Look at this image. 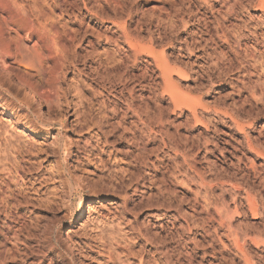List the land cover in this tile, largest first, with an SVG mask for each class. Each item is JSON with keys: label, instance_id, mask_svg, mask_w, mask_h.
I'll list each match as a JSON object with an SVG mask.
<instances>
[{"label": "rangeland", "instance_id": "rangeland-1", "mask_svg": "<svg viewBox=\"0 0 264 264\" xmlns=\"http://www.w3.org/2000/svg\"><path fill=\"white\" fill-rule=\"evenodd\" d=\"M0 25V264H264V0H0Z\"/></svg>", "mask_w": 264, "mask_h": 264}, {"label": "bare ground", "instance_id": "bare-ground-1", "mask_svg": "<svg viewBox=\"0 0 264 264\" xmlns=\"http://www.w3.org/2000/svg\"><path fill=\"white\" fill-rule=\"evenodd\" d=\"M37 4V3H36ZM10 5V4H9ZM27 6V5H26ZM35 6V5H34ZM11 7V6H10ZM23 7V6H22ZM28 9H29V7H28ZM69 10V9H68ZM67 10V11H68ZM12 14V13H11ZM13 15V14H12ZM24 15V14H23ZM26 15V14H25ZM37 19H38V17H37ZM11 20V19H10ZM18 20V19H17ZM53 21V20H52ZM5 22V21H4ZM29 22V21H28ZM32 22V21H31ZM35 22H36V20H35ZM34 22V23H35ZM45 22V21H44ZM38 22H36V24H37ZM39 24V23H38ZM53 24V23H52ZM59 24V23H58ZM2 25V24H1ZM0 25V26H1ZM31 27V26H30ZM40 27V26H39ZM54 27V26H53ZM60 27V26H59ZM6 28V27H5ZM46 28H48V27H46ZM45 28V29H46ZM47 30H49V29H47ZM55 32V31H54ZM57 32V31H56ZM65 32V31H64ZM48 33V32H47ZM51 33V32H50ZM66 34V33H65ZM65 34H63V35H65ZM78 34V33H77ZM49 35V34H48ZM68 35V34H67ZM79 35V34H78ZM83 35V34H82ZM22 37V36H21ZM47 37V36H46ZM66 37V36H65ZM64 37V38H65ZM75 37V36H74ZM100 37V36H99ZM39 38V37H38ZM73 38V37H72ZM106 38V42L108 43L109 41H111V39L109 38V37H105ZM3 39V38H2ZM47 39V38H46ZM49 39H51V37L49 38ZM53 39V38H52ZM75 40V39H74ZM17 41V40H16ZM67 41V40H66ZM89 41V40H88ZM124 48L122 49V52H124V54L126 55V57L128 56V57H133L135 60H138V59H140V60H143V61H145L146 59L145 58H147V45L146 44H144L138 37H135V36H132L131 34H128V33H126L125 35H124ZM48 42L50 43V42H52V41H50V40H48ZM58 42V41H57ZM82 42V41H81ZM30 43V42H29ZM53 44H55V42L53 41L52 42ZM69 43V42H68ZM53 44H51V46H53ZM57 44V43H56ZM70 44V43H69ZM73 44V43H72ZM75 44V43H74ZM76 44H78V43H76ZM88 44V43H87ZM18 45H19V43H18ZM39 45V44H38ZM44 45V44H43ZM50 45V44H49ZM65 45V44H64ZM93 45V44H92ZM92 45H91V47H92ZM41 46V45H40ZM56 46V45H55ZM58 46V45H57ZM19 47V46H18ZM23 47V46H22ZM65 47V46H64ZM55 48V47H54ZM54 48H52L51 47V49H54ZM60 48H61V46H60ZM60 48H58V49H60ZM68 48V47H67ZM72 48V47H71ZM75 48V47H74ZM122 48V47H121ZM18 49V48H17ZM22 49V48H21ZM64 48L62 47V49H60V50H63ZM88 49V48H87ZM26 50V49H25ZM55 50V49H54ZM66 50V49H65ZM89 50V49H88ZM26 51H28V50H26ZM77 51V50H76ZM54 52H56L57 53V55H58V57H59V54L58 53H60L59 51L57 52L56 50L54 51ZM121 52V53H122ZM7 53V52H6ZM21 53V52H20ZM19 53V54H20ZM34 53V52H33ZM50 53V52H49ZM70 53V52H69ZM92 53H95V52H92ZM2 54V53H1ZM74 54V53H73ZM88 54V53H87ZM91 54V53H90ZM89 54V55H90ZM3 55H4V53H3ZM22 55V54H21ZM12 56V55H11ZM42 56V55H41ZM62 56V55H61ZM64 56V55H63ZM62 56V57H63ZM88 56V55H87ZM91 56V55H90ZM89 56V57H90ZM47 57V56H46ZM54 57V56H53ZM77 57V56H76ZM93 57V56H92ZM127 57V58H128ZM61 58V57H60ZM59 58V59H60ZM64 58V57H63ZM63 58H61V60H65L66 61V58L65 59H63ZM42 60V59H41ZM76 60V59H75ZM74 60V61H75ZM79 60V59H78ZM23 61V60H22ZM3 62V61H2ZM62 62V61H61ZM69 62V61H68ZM102 62V61H101ZM53 63V62H52ZM75 63V62H74ZM101 64V63H100ZM55 66V65H54ZM58 66V65H57ZM2 67V66H1ZM0 67V68H1ZM3 67H4V65H3ZM100 67H102L101 65H100ZM7 68V67H6ZM5 68V70H7ZM4 69L2 68V69H0V71H3ZM66 71H67V69H66ZM4 72V71H3ZM3 72H1L2 74V76L0 75V89L2 88V90L0 91V108H2V109H5L6 111L8 110V106L9 105H11V103H9L10 101H15L14 100V98H13V96L14 95H12L11 94V90H10V88H9V86H8V89H5L4 90V87L6 86V85H10V87H11V83H13V82H11V80H12V78L9 76L10 74L8 73V74H4ZM5 73H6V71H5ZM4 74V75H3ZM18 74V73H17ZM7 75V76H6ZM52 75V74H51ZM13 76V75H12ZM9 77V78H8ZM14 77V76H13ZM16 77V76H15ZM10 78H11V80H10ZM9 79V80H8ZM15 81V80H14ZM16 82V81H15ZM21 82V81H20ZM64 82V81H63ZM25 83V82H24ZM14 84V83H13ZM16 84H18L17 82H16ZM17 86V85H16ZM12 87H13V85H12ZM19 88V87H18ZM18 88H17V90H18ZM12 89V88H11ZM15 89L16 88H14L13 87V90L15 91ZM22 89V88H21ZM32 90V89H31ZM13 91V92H14ZM21 91V90H20ZM12 92V93H13ZM25 92V91H24ZM21 94H23V93H21ZM8 97V98H7ZM28 97V96H27ZM7 98V99H6ZM15 98H17V97H15ZM24 98H26V97H24ZM8 99H9V101H8ZM30 99V98H29ZM43 99V98H42ZM46 99V98H45ZM28 100V99H27ZM36 100V99H35ZM34 100V101H35ZM38 100V99H37ZM36 100V101H37ZM26 101V100H25ZM39 101V100H38ZM20 102V101H19ZM18 102V103H19ZM22 102V101H21ZM23 102H24V100H23ZM13 104L12 105H14V107H15V104H14V102H12ZM22 104V103H21ZM37 104H39V106L40 107H43V104L42 103H40V101L37 103ZM16 105H18V104H16ZM23 105V107H22V109H23V112H26L27 114L24 116V118H25V121L27 122L26 124L28 125L26 128H27V130L29 131V132H31V133H37L38 132V130H39V126L37 127V121H40L43 125H45V124H48V122H46L45 120H43V118H42V116H38V117H35V118H33V116L32 117H29L30 115H28L29 114V111H28V109L26 110L25 109V104H22ZM21 105V106H22ZM26 105H28V104H26ZM34 105V104H33ZM11 107V106H10ZM13 107V106H12ZM31 107V106H30ZM32 112V111H31ZM33 113V112H32ZM35 113V112H34ZM36 115L38 114V113H35ZM37 118V119H36ZM50 124H53V123H49V125ZM3 134H6V135H3ZM1 133V135L2 136H5V137H3L4 138V140H5V142H9L10 140V136H7V135H10V134H8L7 132H5V133ZM1 136V137H2ZM4 140H2V138H1V141H4ZM26 154H29V155H31L32 156V150H31V148L30 149H27L26 151H24ZM263 160H264V158H263ZM14 171H15V173L16 174H19L20 173V171H21V169H20V163L18 162V165H16L14 168ZM72 246V245H71ZM72 250V249H71Z\"/></svg>", "mask_w": 264, "mask_h": 264}]
</instances>
